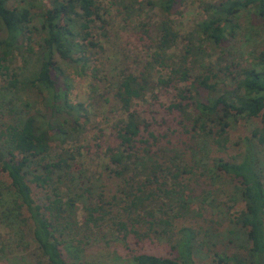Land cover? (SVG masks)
I'll use <instances>...</instances> for the list:
<instances>
[{
  "label": "trees",
  "instance_id": "obj_1",
  "mask_svg": "<svg viewBox=\"0 0 264 264\" xmlns=\"http://www.w3.org/2000/svg\"><path fill=\"white\" fill-rule=\"evenodd\" d=\"M8 1L0 0V80L7 77L0 89L17 86L12 62L16 56L34 53L30 41L39 37L37 68L22 84L35 89L46 112L35 111L36 103L23 101V108L13 103L0 123V225L18 243L24 241V231L29 233L45 264H91L67 260L64 247L66 251L73 247L77 258L88 244L91 226L114 214L115 226L126 225L124 235L161 239L172 223L163 217L167 209L182 215L191 202L213 206L207 197L218 190L201 176L211 172L212 180L220 173L243 201V208L230 219L243 230L246 245L243 252L215 250L208 264H264V161L254 144L255 137L264 143V46L253 45L251 59L242 62L229 43L245 29L243 13L264 21V0H213L205 6L206 18L183 35L170 15L185 0H154L165 21L152 31L140 25L137 40L145 35L150 41L142 45L145 61L136 70L121 69L114 82L112 99L122 115L111 124L113 146L107 147L104 168L119 181L115 190L119 197L105 199L99 193L96 203L92 176L81 168L76 177L71 170L79 163V153L63 147L51 158L48 155L53 151L51 141L65 144L85 118L81 104L69 103L70 84L58 59L86 69L89 52L104 49L101 37L106 36L107 18L99 0H50L52 7L42 11H34L37 6L25 0L11 6ZM180 37L185 41L181 51L167 55ZM94 71L92 92L99 84ZM179 79L184 84L174 86L173 102L152 103L150 110L136 105L149 93L156 99L155 87ZM241 118H257L262 128L244 139L242 151L228 159L213 156L207 165L205 156L227 149L228 132ZM60 123H68L70 135ZM34 188L41 193L36 198ZM79 202L84 205L83 227L77 222ZM156 208L161 216L155 215ZM142 224H148L147 231H140ZM180 231L181 239L171 245L176 255L140 252L133 255V264H200L193 260L196 232L191 227Z\"/></svg>",
  "mask_w": 264,
  "mask_h": 264
},
{
  "label": "rangeland",
  "instance_id": "obj_2",
  "mask_svg": "<svg viewBox=\"0 0 264 264\" xmlns=\"http://www.w3.org/2000/svg\"><path fill=\"white\" fill-rule=\"evenodd\" d=\"M212 1L185 0L170 15L182 35L193 31L196 23L206 18L205 6ZM16 2L17 0H9L8 5L11 6ZM153 2L154 0H99L100 12L108 21L106 36L101 37L104 49L100 53L89 52V66L83 71L74 63L58 59L70 84L69 103L72 105L81 104V112L85 110L83 112L85 118L80 127L73 132V136L66 138L65 144L60 139L51 141L50 145L53 151L49 153L48 157L51 158L56 151L63 147L69 148L74 153H79L78 161L80 164L78 162V164H73L71 170L76 177H80L81 168L86 171V174L92 176L93 185L91 187L95 189L92 198L93 203L98 200L99 193L105 199H110L111 195H116L115 190L119 181L110 177L104 168L108 164V158H105L107 147L113 146L110 138L111 124L122 115V110L117 108L112 99L114 82L121 69L130 67L132 70H136L140 66L139 62L143 64L145 61V50L142 45L148 43L149 39L144 35L141 42L137 40L140 25H147L152 31L156 29L158 23L161 24L165 21V17L162 16L158 6ZM25 3H34L37 6L33 9L34 11H42L52 7L50 0H25ZM255 19L252 14L243 13L241 25L245 29L242 34H238L239 36L229 42L236 50L237 61L249 62L253 45L257 49L264 46V21L258 22ZM254 26H256L255 30L253 29ZM248 37L250 40L246 43L245 40ZM182 38L180 37L170 46L167 55L175 50L178 53L181 51L185 42ZM31 40L30 44L34 53H26L24 58L16 56L12 62V68L18 74L17 86H7L2 87V90L0 89V123L7 119V109L13 103L20 108H23V101L31 104L36 103L33 107L35 111L40 109L46 112L41 107V98L35 89L22 84V81L32 78L37 68L36 51L40 40L39 37H33ZM94 69L99 74V84L97 89L92 92L90 83L94 80ZM9 73L12 71L9 70ZM6 79V76L1 78L2 86L6 85ZM163 79H167L166 74L163 75ZM183 84L184 81L179 79L176 80V84L166 83L165 86H157L153 92L157 96L156 99L149 93L146 100L138 101L136 105L150 110L154 107L152 103H171L174 101V86ZM60 124L70 135L68 123ZM261 128L257 118L239 119L228 132L227 149L223 152L211 151L208 156H205L204 162L211 165L213 156L228 159L229 155L239 153L245 147L244 139L252 138V131ZM237 141L240 143L237 144ZM254 142V144L259 145L257 146L259 156L264 161V143H259L256 137ZM210 173L204 174L205 176L202 175L201 179L211 183L213 187H216V191L223 189L227 193L231 192L230 195L218 193V191L216 195V193L211 192L207 201L213 200V206L191 202L185 207L182 215L178 210L167 209L163 217L172 222L167 226V236L157 239L151 235L150 238L139 240L131 233L124 235L123 227L126 225L115 226L113 223L116 221L117 217L115 216L117 215L114 214L112 219H106L98 225L91 226L92 229L88 230V244L85 249H82L83 251L77 252V258L73 257V247L69 246L68 253L64 247L66 259L91 264H133V255L140 252L176 255L175 249L171 245L181 239L180 229L183 227H191L196 232L197 250L194 251L193 260L197 263L208 264L215 250L243 252L242 248L246 245L244 232L230 219L236 211L243 208V201L233 190V186L225 176L217 173L211 180L210 175L212 174ZM40 195L39 190L34 188V197ZM116 197L119 196L116 195ZM117 208L114 207L113 209ZM83 209V203L79 202L76 211L77 222L80 227L85 226ZM158 209H154L155 215L161 216ZM210 218L213 221H208L211 220ZM123 222L127 223L126 219ZM147 230L148 224L144 226L142 224L140 231ZM23 236L24 241L18 243L17 237L7 227L0 225V245L3 246L0 250V264H45L43 262L45 260L38 254L35 244L28 237L29 233L24 231Z\"/></svg>",
  "mask_w": 264,
  "mask_h": 264
}]
</instances>
